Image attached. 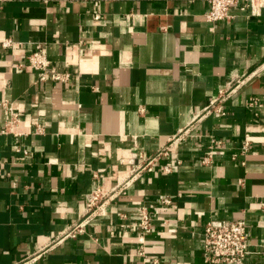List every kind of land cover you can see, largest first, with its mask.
<instances>
[{
	"label": "crops",
	"instance_id": "obj_1",
	"mask_svg": "<svg viewBox=\"0 0 264 264\" xmlns=\"http://www.w3.org/2000/svg\"><path fill=\"white\" fill-rule=\"evenodd\" d=\"M208 6L0 0V100L21 113L0 133V264H231L205 259L213 219L244 220V264H264V8L209 22ZM36 45L68 83L38 81ZM220 91L216 117L205 107ZM169 160L181 163L161 173ZM126 182L87 209L93 188Z\"/></svg>",
	"mask_w": 264,
	"mask_h": 264
},
{
	"label": "built area",
	"instance_id": "obj_2",
	"mask_svg": "<svg viewBox=\"0 0 264 264\" xmlns=\"http://www.w3.org/2000/svg\"><path fill=\"white\" fill-rule=\"evenodd\" d=\"M209 6L206 13V19L209 22H217L231 17L230 9L238 7L240 10L247 12L249 15H260L264 8V0H208ZM3 48H9L14 45L13 39H6L1 42ZM28 65L38 72V81L43 82L48 79L54 82L68 83L71 78L70 72L55 71L51 67V60L48 57L46 49L41 45H36L29 56L27 57ZM20 67L23 63L19 64ZM227 93L220 91L216 97L207 107L206 113H211L216 117H222L227 114L226 108L223 104ZM251 104L261 106L257 100H251ZM0 107H3L7 114V121L0 133H6L16 127L21 121V113L14 109L13 105L7 99L0 100ZM36 133H43L44 127L38 124L35 128ZM213 146L220 147V141L212 140L211 149ZM248 150V143L242 147V152ZM163 155L168 156L169 150L162 152ZM210 154L208 158H210ZM156 159L152 158L146 162L143 168L151 170L156 166ZM206 162V159L204 160ZM180 160L167 161L160 165V172L169 174L173 172L174 165L180 164ZM129 182L124 183L118 188L110 191L105 190L101 186L93 188L89 194L86 202L89 211L97 209L113 199L116 193H125ZM164 203H170L168 198L163 200ZM152 223L151 217L144 213L141 220V226L144 230H148ZM85 223L77 224L67 235L76 236L77 233H83ZM204 252L205 259L211 263H231L244 264L248 255L249 241L247 237V223L244 220H226L213 219L204 225Z\"/></svg>",
	"mask_w": 264,
	"mask_h": 264
}]
</instances>
